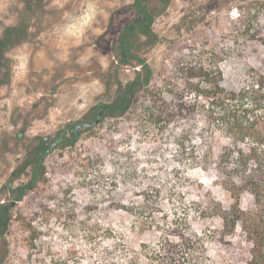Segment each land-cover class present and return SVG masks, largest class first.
Here are the masks:
<instances>
[{
	"label": "rangeland",
	"instance_id": "rangeland-1",
	"mask_svg": "<svg viewBox=\"0 0 264 264\" xmlns=\"http://www.w3.org/2000/svg\"><path fill=\"white\" fill-rule=\"evenodd\" d=\"M19 1L0 0V35L17 22ZM133 1L52 0L50 9L48 3L43 8L50 13L30 21L27 41L6 52L2 70L9 77L0 84V209L12 199L7 183L16 187L31 178L36 151L40 156L42 145L57 136L63 140L40 157L41 181L10 209L8 229L0 237V264H127L122 245L129 244V250L141 253L132 264H169L142 252L138 243L159 247L167 237L177 244L176 229L192 237L218 228L216 217H198L200 208L209 197L224 205L232 201L213 171L178 154V133L203 125L204 98L179 121L170 117L171 107L180 98L195 100L193 88L200 80L186 73L194 62L216 64L227 88L245 83L250 69L264 74V10L244 22L238 8L246 12L257 0H167L162 7L152 1L153 35L134 39L122 61L118 39L137 19ZM135 55L151 65L150 89L163 91L170 114L161 117L170 119L145 116L147 101L140 92L125 113L104 112L97 125L81 129L71 142L76 123L94 118L99 105L116 98L117 80L135 76ZM16 168L19 174L11 176ZM248 201L244 194L242 205ZM132 204H144V213L129 210ZM145 218L152 226L143 231L139 225ZM110 230L121 244L114 245ZM229 238L230 245H209L190 264L216 259L242 264L241 234Z\"/></svg>",
	"mask_w": 264,
	"mask_h": 264
},
{
	"label": "trees",
	"instance_id": "trees-1",
	"mask_svg": "<svg viewBox=\"0 0 264 264\" xmlns=\"http://www.w3.org/2000/svg\"><path fill=\"white\" fill-rule=\"evenodd\" d=\"M52 0H20L16 5L17 22L4 28L0 35V84L5 82L7 75L2 68L6 66V52L21 45L29 38L30 21L36 17L41 19L50 13L49 5ZM156 1L164 6L167 0H134L133 7L137 19L124 26L119 35V47L122 52L121 60L131 50L134 39L144 35H153L150 26L156 13V7L150 2ZM48 3L47 9H43ZM256 7H248V10L238 8V17L244 22H252V18L259 16V11L264 10V0H257ZM53 9V8H52ZM247 18V19H246ZM257 23V22H256ZM244 24V23H243ZM139 69L135 76L122 83L117 80V96L111 103L99 105L104 112L109 114H122L134 106L137 95L142 92L147 101L144 110L145 116L152 121H167L170 118H162L166 113L167 101L162 97L163 91L150 89L153 69L146 59L135 55ZM189 76L199 78L194 84L196 97L193 102L187 103L180 98L171 107L170 117L173 120H181L185 115L193 114L199 106L200 98L205 112L203 125H194L184 128L178 133L176 145L178 154L184 156L187 161L198 166L204 171H213L216 179L223 189L230 195L232 201L224 205L221 201L209 197L210 202L200 208L198 217L204 219L210 214L219 220L218 228L204 230L192 237H185L182 230L176 229L175 233L180 238V243L174 244L169 238L164 237L161 246L148 245L144 241L138 243L140 250L151 257L169 261V264L193 263L197 260L198 253L206 254V247L219 243L231 244L230 238L238 232L241 234L243 247L238 251V257L242 264H264V74L250 69L248 80L237 88H227L225 77L221 68L216 64H202L194 62L186 66ZM183 69V68H182ZM158 102L160 105L158 106ZM161 107V109H160ZM98 108V109H99ZM102 113V114H103ZM103 115L100 116L102 118ZM77 139L73 133L71 142ZM39 150L34 155L35 166L31 178L24 184L11 188L12 199L0 209V237L3 236L10 220L9 211L28 190L35 188L41 181L43 171H38L41 166ZM17 168L11 176L18 175ZM249 195L247 206L242 205V196ZM137 206V205H136ZM134 207L144 213L146 206ZM143 218V217H142ZM152 224L151 220L140 221L139 229L145 230ZM152 226V225H151ZM114 230L109 235L114 237ZM109 238V237H107ZM120 237L115 238L118 243ZM123 244V243H122ZM125 248L127 264L140 258L141 253ZM133 252V254H132ZM133 259V260H132ZM212 264H235L232 260L216 259Z\"/></svg>",
	"mask_w": 264,
	"mask_h": 264
},
{
	"label": "water",
	"instance_id": "water-1",
	"mask_svg": "<svg viewBox=\"0 0 264 264\" xmlns=\"http://www.w3.org/2000/svg\"><path fill=\"white\" fill-rule=\"evenodd\" d=\"M100 121V117L92 120V121H85V122H80V123H77L75 125V130L78 131L79 128H90V127H93L95 125H97ZM44 139H48V136H45ZM59 141L58 140H55L53 141L50 146L47 148L46 152L43 153V156H45L47 153L51 152L53 149H55L58 145Z\"/></svg>",
	"mask_w": 264,
	"mask_h": 264
},
{
	"label": "flooded vegetation",
	"instance_id": "flooded-vegetation-1",
	"mask_svg": "<svg viewBox=\"0 0 264 264\" xmlns=\"http://www.w3.org/2000/svg\"><path fill=\"white\" fill-rule=\"evenodd\" d=\"M103 111H104V110H103L102 108H99V109L97 110V112H96L95 117H94V118L91 117V119H90V120H87V121H92V120H94V119L100 117V116L102 115ZM79 123H80V122H79ZM76 124H77V123H76ZM76 124H75V125H76ZM75 125H74V128H73V133L76 134V135L79 134V132H80L81 129H85V128L82 127V128H79L78 131H77V130H75ZM49 140H50L49 137H48V139H46V140H45L44 137H43V141H44V142H49ZM55 140H58V141L60 142L61 140H63V138H62L61 136H57L53 141H55ZM53 141H51L50 144H51ZM50 144H49V145H46V146L42 145V147H41V148H42V149H41L42 152L40 153V156H39V157H36V161H38V160L40 159V157H44V156H43V153L46 152V150H47V148L50 146Z\"/></svg>",
	"mask_w": 264,
	"mask_h": 264
}]
</instances>
